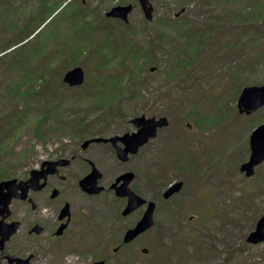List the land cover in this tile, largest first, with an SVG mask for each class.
Listing matches in <instances>:
<instances>
[{
    "label": "rangeland",
    "instance_id": "rangeland-1",
    "mask_svg": "<svg viewBox=\"0 0 264 264\" xmlns=\"http://www.w3.org/2000/svg\"><path fill=\"white\" fill-rule=\"evenodd\" d=\"M125 4L135 6L126 29L105 17ZM151 4L147 22L136 0H0V180H20L68 143L128 131L144 115L169 121L151 146L153 195L185 184L167 203L158 197L155 226L128 245L129 222L116 220L114 204L85 203L84 256L56 252L35 264H264V242L246 241L264 216V162L250 178L239 170L264 107L248 115L236 107L243 87L264 84V0ZM120 35L137 45L136 67L124 63L122 44L113 52ZM128 66L138 74L132 88ZM74 67L85 79L71 88L62 77ZM94 89L115 102L98 106ZM15 254L10 245L0 263Z\"/></svg>",
    "mask_w": 264,
    "mask_h": 264
},
{
    "label": "flooded vegetation",
    "instance_id": "flooded-vegetation-1",
    "mask_svg": "<svg viewBox=\"0 0 264 264\" xmlns=\"http://www.w3.org/2000/svg\"><path fill=\"white\" fill-rule=\"evenodd\" d=\"M110 20L116 21V19ZM136 131L134 126H130L128 131L116 134L101 133L96 137L121 138L124 134H132ZM93 137L68 143L64 147L66 150L63 155L56 154L43 160L19 180L26 183L31 178V172L37 171L40 180L36 187L41 186V188L32 189L27 184L25 198L12 199L8 212L0 214V222L3 226L16 225L15 232L0 248V257L4 256L5 250L10 245L14 248L16 254L14 257L7 255L5 257L7 263L14 264L16 259H20L28 260L29 264H35L40 259H46L48 255L54 256L56 252V255L64 253L62 257L71 252L74 254L70 255L77 258L84 256L87 251V238L90 235L87 230L90 226L89 213L82 206L85 203L101 202L107 199L114 204L118 214L116 220L129 222L124 231L125 234L140 220L148 203L154 202L156 211L161 203V200L157 201L158 197H162V202L167 203L184 189V182L179 181L182 182L180 191L164 198V193L178 182L173 180L163 185L156 195H153L150 156L152 142L156 138L147 141L133 153L128 152L125 156H119L118 151L125 149L121 141L117 140L114 145L112 142L85 144L86 140H91ZM92 152L96 156L92 157ZM144 160H146V168L143 173V169L139 167ZM47 162L55 163V165L43 166ZM94 171L99 176L96 185L94 187L81 185L80 182L89 178ZM96 189L100 190L95 192ZM124 190H129L144 201L141 206L126 215H123V211L128 205L129 198L120 195V192L123 193ZM142 235L129 244L134 243Z\"/></svg>",
    "mask_w": 264,
    "mask_h": 264
},
{
    "label": "water",
    "instance_id": "water-1",
    "mask_svg": "<svg viewBox=\"0 0 264 264\" xmlns=\"http://www.w3.org/2000/svg\"><path fill=\"white\" fill-rule=\"evenodd\" d=\"M144 14L146 20H152V6L151 0H136ZM133 10L132 5L127 6H116L110 9L106 13V17H112L120 19L124 22H127L128 15ZM184 9L181 10L183 12ZM154 69L151 68L150 72H153ZM64 84H67L70 87H77L83 84L84 82V73L80 67H75L67 71L62 79ZM264 105V84L261 86H250L244 88L242 93L237 101V107L239 113H249L261 106ZM131 123L138 129L135 133L125 134L121 138L114 137L110 139L104 138H95L92 140L85 141V144L90 142H112L114 145L117 140L121 141L125 145V149L118 151L119 156H125L128 152H135L140 146L145 144L150 138L156 136L158 128L167 126V119L162 117L156 119L155 117L146 118L145 116H138L131 120ZM249 148L250 155L248 161L241 165L240 172L244 173L245 177H251L254 173V168L261 164L264 161V124L256 127L249 138ZM54 166L55 163L47 162L44 165ZM42 166V167H43ZM94 171L93 174L80 182L83 186L94 187L96 185L98 175ZM128 177V176H126ZM40 180V175L37 171L31 172V178L25 182H18L16 179L4 180L0 182V214L8 212V206L13 198L24 199L26 195V190L29 184L32 189H39L41 186L36 187L37 183ZM25 186V187H24ZM182 183H176L170 187L165 193L164 198H168L174 193L179 192L181 189ZM100 189H96L97 192ZM92 191V190H88ZM123 192V191H122ZM121 196H128V205L123 211V215H126L128 212L136 209L141 206L144 201L134 193L129 190H124L123 193L120 192ZM155 204L150 202L148 207L143 214L142 218L135 224V226L124 234L123 243L127 244L135 239L138 235L145 232L154 225L153 213H154ZM16 225H4L0 222V248L3 247V244L9 239V237L15 232ZM247 243L249 244H259L264 242V216H262L256 223L254 230L249 233L246 238ZM115 249L114 251H116ZM143 254L147 253L146 249H142ZM16 264H29L28 260H16ZM93 264H104L103 261H97Z\"/></svg>",
    "mask_w": 264,
    "mask_h": 264
},
{
    "label": "trees",
    "instance_id": "trees-1",
    "mask_svg": "<svg viewBox=\"0 0 264 264\" xmlns=\"http://www.w3.org/2000/svg\"><path fill=\"white\" fill-rule=\"evenodd\" d=\"M129 26L130 25H122V28L126 29ZM127 32H128L129 35H131L128 30H127ZM120 44H122L121 47L124 49V53H126L129 56V57H126V61L124 63L132 64V65L135 66V63H136V61L138 59V56H139V51L137 49V45L135 43H127V40L124 37V35H120V36L117 37V40H116V42L114 44L115 48H117L116 49L117 51H113V52H117L118 53V51L121 50ZM130 67L131 66H128V67H126V69H129V79L131 80V82L128 83V84L132 88L133 84L135 83V79H138V74H136V72L132 73ZM90 96H92L95 99H98V101H99L98 106H103L105 108H108L110 105H112L115 102V99L110 97L111 99H106V100H112V102H110L108 104H105L106 100L101 98V95L99 93H97L96 89H94V93H91ZM95 104L97 105L96 102H95ZM77 134L80 136V132H77Z\"/></svg>",
    "mask_w": 264,
    "mask_h": 264
}]
</instances>
